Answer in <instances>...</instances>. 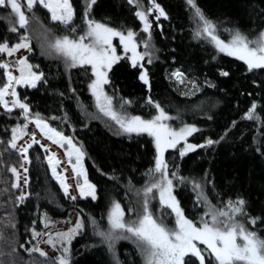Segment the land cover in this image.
Segmentation results:
<instances>
[{"label":"trees","instance_id":"obj_1","mask_svg":"<svg viewBox=\"0 0 264 264\" xmlns=\"http://www.w3.org/2000/svg\"><path fill=\"white\" fill-rule=\"evenodd\" d=\"M85 2L72 0L76 9L74 20L80 26L78 32L84 27ZM148 2L140 0L144 7ZM157 2L168 15L152 22L151 50L154 54L152 63L146 61L143 65L148 70L150 87L139 78L143 69L133 66L127 56H122L110 70L111 82L105 85V89L110 95L115 91L117 108L121 97L132 101L125 105L129 114L154 115L156 109L148 99L150 96L171 113L176 124L180 125L181 119L196 123L199 130L191 135L190 143L203 144L208 137L219 140L183 157L175 155L171 159L173 153H170V166L173 162L179 165L178 175L185 177L199 179L207 174L206 178L211 182L206 185V191L213 203L217 199L231 197L235 200L237 196H242L251 215L264 217V71H247L245 62L219 52L208 40L195 38L193 14L186 0ZM196 3L216 23L218 34L225 40L230 35L226 29L240 28L255 36L264 28V0H196ZM8 11L0 6V38L7 36L10 43H15L18 34L9 30ZM135 12L136 6L128 0H96L90 15L113 26L131 27L139 36L142 23ZM39 15L44 24L57 32L62 30L63 26L58 22L50 21L46 10L39 9ZM35 23L41 26L39 21ZM32 31L33 34L37 32ZM48 35L52 36V33ZM32 36L33 50L28 58L33 65H39L48 82L41 81L36 88L20 89V96L22 99L26 97L33 113L39 112L65 135L73 136L78 146L83 145L85 168L88 179L96 184L97 199L73 201L65 196L51 174L45 151L34 145L28 153L31 157L28 191L32 195L23 204L13 207V200L9 197L18 194V190L11 188L14 176L8 168L13 164L19 167L23 161L16 150L7 145V140L11 137V128L23 123L24 119L16 111L7 115L0 106V140L3 141L0 143V228H4L6 237L0 243L6 253L10 252L12 244L7 242V238L13 229L6 223L10 219L15 221L20 242L31 240L33 243L35 238L31 229H43V212L53 219H66L72 211H76L85 219L86 227L72 243V264H114L112 253L93 234L89 215L106 227L107 212L113 199L119 200L125 207L126 218L135 215L128 212V207L135 206L139 210L137 200L140 196L136 189L144 185L147 180L145 173L154 166L155 145L148 134L118 133L99 117L95 98L88 87L91 72L85 74L80 66L66 69L62 59L42 54L39 40ZM118 51L122 52L120 47ZM177 68L187 78L183 84L175 82L170 75ZM221 68L229 74L221 75ZM206 78L211 84L204 82ZM191 79L200 85L199 91L194 95H182L191 91V85L187 83ZM5 80L0 69V85ZM253 101L257 105L258 121L244 116ZM83 106H87L86 111ZM65 113L67 120L63 119ZM225 129L228 130L226 135ZM221 135L225 136L222 140L219 139ZM129 178L134 188L128 186ZM5 188L9 191L5 192ZM174 194L190 218L195 219L204 210L203 205L196 201L197 190L191 182L179 184ZM255 228L264 235V227L259 221ZM115 247L124 264H142V257L134 243L121 240ZM12 258H15L16 264H29L30 254L24 249H19L18 254L13 253L11 257L6 254L3 258L5 264H10ZM31 260L33 264H51L38 253L32 254Z\"/></svg>","mask_w":264,"mask_h":264},{"label":"snow or ice","instance_id":"obj_2","mask_svg":"<svg viewBox=\"0 0 264 264\" xmlns=\"http://www.w3.org/2000/svg\"><path fill=\"white\" fill-rule=\"evenodd\" d=\"M128 2L137 5L135 15L143 22V31L147 34L140 40L136 39L137 33L131 27L113 26L91 16L90 10L96 0H86L83 13L84 27L79 32L77 29L80 26L74 20L76 9L72 0H0V6L9 9L7 13L9 30L18 34L15 43H10L7 36L0 38V53L12 57L20 49L32 51L31 23L39 21L45 29L44 40L40 44L42 54H55L61 57L66 69L80 66L83 67L85 74L91 72L88 87L95 98V107L119 126L118 132L138 135L147 133L153 138L156 152L155 163L145 173L147 180L144 185L136 189L138 196L142 193L140 211L130 205L128 212L135 213V215L126 218L125 207L119 200L113 199L107 212L106 227L102 226L96 217L89 215L88 220L92 225L93 234L99 237V242L106 245L112 253L114 264H124L115 247L121 239L131 240L135 244L142 257V264H264V235H261L260 231L255 228L258 221L261 227H264V217L251 215L247 210V201L242 196H237L235 200L231 197L227 200L217 199V202L213 203L206 191V185L211 182L206 178L207 174L199 179L178 175L179 165L174 162L172 168L175 171H170L169 161L165 157L166 150L177 149V145H181L178 153L180 157H183L193 149L218 143L219 140L208 137L203 144L190 143L188 137L199 130L196 123H187L181 119L179 127L172 126L167 123L173 119L171 113L166 111L158 101L152 100L150 96L148 99L156 109L154 115L144 117L129 114L125 105L131 104L132 101L121 97L119 108H117L114 103L115 91L113 90L111 95L106 91L104 86L111 82L109 72L122 56L131 53L129 59L133 66L143 61L145 56L148 57V63H152L154 54L150 50L153 47L151 44L152 21L149 16L154 9L158 12L157 20L161 16L167 17L168 15L157 0H150L147 8L140 3V0H128ZM187 3L192 8L196 20L193 32L195 38L202 36L210 38L220 52L245 62L247 71H264V28L259 30L255 36H250L248 32L240 28L226 29L230 35L225 40L218 34L216 23L205 15L196 0H187ZM41 6L50 13V21L58 22L63 26L61 31L57 32L53 27L43 23L39 15ZM48 33H52V38H48ZM117 37L118 42L114 43V38ZM141 43L144 51L138 50ZM119 46L123 47L122 52L118 51ZM140 67L143 71L139 78L145 84H149L148 70L142 63ZM14 68L19 70V75L14 74L12 70ZM0 69L6 77L5 82L0 85V106L9 116L12 115L13 109L19 108V115L24 118L23 123H17L11 128V137L7 140V145L16 150L23 161L19 167L13 164L8 168L14 176L11 188L18 190V194L9 197L13 200V207L23 204L26 198L32 195L30 191L23 189L29 184L26 164L31 163L28 153L33 144H39L46 150L52 176L59 182L64 195L73 201L76 200V195L70 192L72 185L67 182V177L64 175L68 169L65 168L63 172L58 171L57 167L61 161L57 154L51 151L50 145L36 138L35 131H28V125L33 121L43 137L65 148L68 163L71 164L77 177L78 194L82 197L90 196L96 199V184L88 179L83 163L86 155L83 145L78 146L73 136L65 135L39 112L33 113L30 104L26 102V97L22 99L17 91L18 85L36 88L41 81L46 84L48 81L44 71L40 70L39 65H33L26 55L14 60H0ZM220 72L224 76L229 74L223 68ZM170 75L182 84L187 79L179 68ZM204 82L211 84L207 78ZM187 83L191 85V91H185L182 95H194L196 91H199L200 85L195 79L188 80ZM256 106V102L253 101L244 116L248 119H260L256 113ZM83 107L86 111L87 106ZM52 118L59 119V117ZM176 118L180 119L179 116ZM63 119H68L67 113L64 114ZM227 131L225 129V135ZM25 135H28L30 139L23 144H18V141ZM224 138V135L219 137L220 140ZM0 143L3 141L0 140ZM20 169H23L25 177L23 185L20 183L22 175ZM80 177H83L82 181ZM186 182L192 183L194 190H197L196 201L204 207L195 219L185 214L173 191L179 184ZM128 186L135 187L131 178H129ZM213 188H215L214 185ZM4 191L7 192L9 189L5 188ZM157 199L160 215H157L151 207V201ZM8 215L11 216V214ZM168 216L173 217L172 223L168 222ZM44 217L45 227H47L52 221L47 219V213ZM6 223L13 229L11 236L7 238V242L12 244V247L10 252L6 253L0 243V264H5L3 258L6 254L11 257L13 253L18 254L19 249H24L30 254L29 264H33L31 256L36 253L46 258V261H51V264H72V240L86 227L83 217H78L75 224L64 231L41 233L36 227H32L33 237L46 236L45 242L60 253L56 257H49L48 252L40 247L39 239L35 243L31 240L21 243L15 221L10 219ZM32 223L35 224V221ZM5 240V230L0 228V242ZM10 264H16L15 258L11 259Z\"/></svg>","mask_w":264,"mask_h":264},{"label":"rangeland","instance_id":"obj_3","mask_svg":"<svg viewBox=\"0 0 264 264\" xmlns=\"http://www.w3.org/2000/svg\"><path fill=\"white\" fill-rule=\"evenodd\" d=\"M186 2H187V0H186ZM135 5V4H134ZM150 5V0H149V2L147 3V5H146V7L145 8H147L148 6ZM136 6V8H137V5H135ZM189 6V5H188ZM189 8L191 9V11H192V14H193V10H192V8L189 6ZM40 9H43L42 8V6H41V8ZM44 10H46L47 12H48V10L47 9H44ZM49 13V12H48ZM50 14V13H49ZM158 15V12L154 9L153 10V13L152 14H150V16H149V19L153 22V21H156V22H158L160 19H163L164 18V16H161V17H159V19L157 20L156 19V16ZM193 19H194V16H193ZM141 23H142V30H141V33H140V35L138 36H136V39L137 40H140L141 38H144V37H146L147 36V34L143 31V22L141 21ZM195 27H196V20L194 19L193 20V29H195ZM34 31V32H36V33H31L32 35H35L36 37H37V39L39 40V46H40V44H41V42L44 40V32H45V30L39 25V24H36L35 23V21H33L32 23H31V31ZM32 31V32H33ZM48 35V34H47ZM33 37V36H32ZM48 38L50 39V38H52V36H50V35H48ZM200 38H202V39H205V40H208L211 44H213L214 46H215V44L211 41V39L210 38H207L206 36H202V37H199V39ZM229 38V37H228ZM227 38V39H228ZM118 37L117 38H114V43H117L118 42ZM226 39V40H227ZM152 42V41H151ZM120 48H121V50L123 51V47L122 46H119ZM215 48H216V46H215ZM217 49V48H216ZM33 50V49H32ZM139 51H144V47H143V44L141 43L140 44V46H139V49H138ZM150 50H151V48H150ZM218 50V49H217ZM152 51V50H151ZM219 51V50H218ZM220 52V51H219ZM32 53V51H29V50H27V49H20L17 53H14L13 54V56L12 57H8L7 56V54H4V53H0V60H4V59H8V60H14V59H16L17 57H20V56H24V55H26V56H29L30 54ZM222 53H224V52H222ZM227 54V53H226ZM47 55H49V54H47ZM51 55H54V56H56V57H58V58H60V59H62L61 57H59V56H57V55H55V54H51ZM51 55H49V56H51ZM130 55H131V53H129L128 55H127V57H128V59H129V57H130ZM238 59V58H237ZM63 60V59H62ZM129 61L131 62V60L129 59ZM146 61H148V57L147 56H145V58H144V60L143 61H139L135 66H138V67H140V64L142 63L143 65H144V63L146 62ZM131 64H132V62H131ZM90 67V66H89ZM141 68V67H140ZM13 70V72H14V74H16V75H19V70L18 69H12ZM172 79L174 80V78L172 77ZM175 81V80H174ZM176 82V81H175ZM177 83H179V82H177ZM105 87V86H104ZM23 88H32V87H30V86H26V85H18L17 86V91L19 92V90L20 89H23ZM8 99H11V97H7ZM96 110H97V113H98V115H99V117H101L104 121H106L107 123H109L110 125H111V127L113 128V129H115V131H117L118 132V129H119V126L118 125H116L115 124V122L114 121H112L109 117H107V116H104L103 115V113H100L99 111H98V109L96 108ZM19 112L20 113V109L19 108H16V109H13V112ZM23 117V116H22ZM24 119V118H23ZM246 119H248L247 117H246ZM248 120H253V121H258V119H248ZM167 123H170L172 126H174V127H179L180 125H178V124H176L175 122H174V120L172 119V120H170V121H167ZM28 131L29 132H32V131H35L36 132V134H37V136H36V138L38 139V140H40L42 143H45V144H48V145H50V148H51V151L52 152H55L56 154H57V157L60 159V161H61V163H60V165H58V167H57V170L58 171H60V172H63V170L66 168V169H68V171L67 172H64V175L67 177V182L69 183V184H71L72 185V188L70 189V192L73 194V195H76V200H79V199H86V198H91L90 196L89 197H82V196H80L79 194H78V192H79V190H78V188L76 187V180H77V177H76V175L74 174V172H73V170H72V166H71V164H69L68 163V157H67V155H66V152H65V148H62V147H60L59 145H57V144H55L54 142H52V141H49L46 137H43V135H42V133L40 132V130L38 129V128H36V126H35V123H34V121L32 122V123H29V125H28ZM118 133H124V132H122V131H119ZM124 134H127V133H124ZM133 134H135V133H133ZM145 134H147V133H145ZM151 137V136H150ZM190 137L191 136H189L188 137V140L190 139ZM152 138V137H151ZM30 139V137L28 136V135H25V136H23L19 141H18V144H23V143H25V141H28ZM152 140H153V138H152ZM154 143V142H153ZM183 142H181V144H182ZM34 145H39V144H33L32 146H34ZM181 145H177V149H168V150H166V152H165V157H166V159L170 162V158L168 157V155L170 154V153H173L172 154V158L171 159H173V157L175 156V155H178L179 156V153H178V149H179V147H180ZM205 146V145H204ZM203 146V147H204ZM199 148V147H198ZM198 148H196V149H198ZM44 151H45V153H46V150L44 149V148H42ZM196 149H193V150H191V151H189L188 153H190V152H192V151H194V150H196ZM30 150V149H29ZM188 153H186L185 155H187ZM184 155V156H185ZM177 157V156H176ZM73 159V161H75V157H73L72 158ZM46 160H47V158H46ZM84 161H85V157H84V160H83V163H84ZM47 163H48V160H47ZM49 165V164H48ZM26 166L28 167L29 166V164H26ZM84 167H85V164H84ZM49 168H50V171H51V167H50V165H49ZM169 168H170V171H174V170H172L171 168H172V166H170V163H169ZM20 171H21V173H22V175H21V181H20V183H21V185H23V180H24V175H23V169H20ZM52 174V173H51ZM27 177H28V173H27ZM55 178V177H54ZM82 179H83V177H80V180L82 181ZM56 180V179H55ZM57 181V180H56ZM58 182V181H57ZM59 183V182H58ZM174 183H175V181H174ZM23 190H26V191H28V185L27 186H25L24 187V189ZM174 190H175V188H174ZM173 190V191H174ZM141 196H142V193H141ZM141 196H140V198H139V200H137L138 201V205H139V210H137V211H140V208H141V204H140V199H141ZM92 199V198H91ZM97 199V198H96ZM95 199V200H96ZM94 200V199H93ZM151 207L153 208V210L156 212V214L157 215H160L161 214V212H160V206H159V202H158V199L157 200H152L151 201ZM168 211H170V210H168ZM46 212H43L42 214H41V223H42V225H43V229L40 231L41 233H44V232H56V231H64V230H67L68 228H70V227H72L74 224H75V222H76V220H77V218L78 217H81L80 216V214L78 213V212H76V211H72L71 212V214H70V216L68 217V218H66V219H53L52 217H50L48 214H47V219H49V220H51L52 221V223L51 224H49L47 227H45V217H44V214H45ZM167 220H168V222L169 223H172L173 222V217L172 216H168L167 217ZM83 231H84V229L83 230H81V232H80V234L79 235H77V236H75V238L72 240V243H73V241L78 237V236H80L82 233H83ZM35 239H34V242L33 243H35L36 242V240L37 239H39L40 241H41V243H40V247H42V248H44L45 249V251H47L48 252V255H49V257H56V256H58L60 253L57 251V249H53L50 245H48L45 241L47 240V237L46 236H41V237H39V238H37V237H34ZM121 240H123V239H121ZM120 240V241H121ZM128 241H130V242H132L131 240H128ZM119 242V241H118ZM133 243V242H132ZM117 244V243H116Z\"/></svg>","mask_w":264,"mask_h":264},{"label":"built area","instance_id":"obj_4","mask_svg":"<svg viewBox=\"0 0 264 264\" xmlns=\"http://www.w3.org/2000/svg\"><path fill=\"white\" fill-rule=\"evenodd\" d=\"M175 79V78H174ZM176 80V79H175Z\"/></svg>","mask_w":264,"mask_h":264},{"label":"crops","instance_id":"obj_5","mask_svg":"<svg viewBox=\"0 0 264 264\" xmlns=\"http://www.w3.org/2000/svg\"><path fill=\"white\" fill-rule=\"evenodd\" d=\"M95 200V199H94Z\"/></svg>","mask_w":264,"mask_h":264}]
</instances>
